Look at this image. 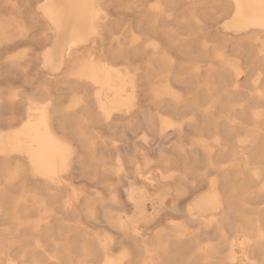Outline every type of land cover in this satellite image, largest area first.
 I'll return each mask as SVG.
<instances>
[{
    "label": "bare ground",
    "instance_id": "obj_1",
    "mask_svg": "<svg viewBox=\"0 0 264 264\" xmlns=\"http://www.w3.org/2000/svg\"><path fill=\"white\" fill-rule=\"evenodd\" d=\"M0 264H264V0H0Z\"/></svg>",
    "mask_w": 264,
    "mask_h": 264
},
{
    "label": "rangeland",
    "instance_id": "obj_2",
    "mask_svg": "<svg viewBox=\"0 0 264 264\" xmlns=\"http://www.w3.org/2000/svg\"><path fill=\"white\" fill-rule=\"evenodd\" d=\"M256 187H259V185H257Z\"/></svg>",
    "mask_w": 264,
    "mask_h": 264
}]
</instances>
